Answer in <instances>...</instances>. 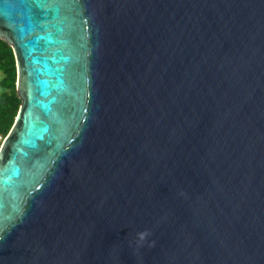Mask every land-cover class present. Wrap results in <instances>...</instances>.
I'll return each mask as SVG.
<instances>
[{
    "label": "water",
    "instance_id": "1",
    "mask_svg": "<svg viewBox=\"0 0 264 264\" xmlns=\"http://www.w3.org/2000/svg\"><path fill=\"white\" fill-rule=\"evenodd\" d=\"M0 40V264H264V0H0Z\"/></svg>",
    "mask_w": 264,
    "mask_h": 264
},
{
    "label": "trees",
    "instance_id": "2",
    "mask_svg": "<svg viewBox=\"0 0 264 264\" xmlns=\"http://www.w3.org/2000/svg\"><path fill=\"white\" fill-rule=\"evenodd\" d=\"M0 145L10 132L20 103L16 93V66L10 46L0 40Z\"/></svg>",
    "mask_w": 264,
    "mask_h": 264
},
{
    "label": "clouds",
    "instance_id": "3",
    "mask_svg": "<svg viewBox=\"0 0 264 264\" xmlns=\"http://www.w3.org/2000/svg\"><path fill=\"white\" fill-rule=\"evenodd\" d=\"M148 235H149L148 232H142V233H139V234H138V236H139V240H140V241H144Z\"/></svg>",
    "mask_w": 264,
    "mask_h": 264
},
{
    "label": "rangeland",
    "instance_id": "4",
    "mask_svg": "<svg viewBox=\"0 0 264 264\" xmlns=\"http://www.w3.org/2000/svg\"><path fill=\"white\" fill-rule=\"evenodd\" d=\"M2 76H3V75L0 73V79L2 78Z\"/></svg>",
    "mask_w": 264,
    "mask_h": 264
}]
</instances>
